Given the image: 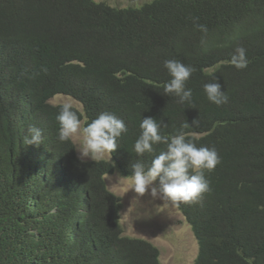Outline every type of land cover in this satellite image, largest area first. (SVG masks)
I'll list each match as a JSON object with an SVG mask.
<instances>
[{"label": "trees", "instance_id": "obj_1", "mask_svg": "<svg viewBox=\"0 0 264 264\" xmlns=\"http://www.w3.org/2000/svg\"><path fill=\"white\" fill-rule=\"evenodd\" d=\"M237 44L249 61L240 70ZM167 59L196 68L191 104L163 94ZM214 80L228 103L207 99ZM56 94L81 103V120H124L111 159L81 161L58 140ZM149 116L221 157L202 200L176 206L198 243L194 264H264V0H0V264H159L154 244L122 233V198L105 180L166 147L132 151ZM30 125L43 130L38 147L23 143Z\"/></svg>", "mask_w": 264, "mask_h": 264}, {"label": "clouds", "instance_id": "obj_2", "mask_svg": "<svg viewBox=\"0 0 264 264\" xmlns=\"http://www.w3.org/2000/svg\"><path fill=\"white\" fill-rule=\"evenodd\" d=\"M197 20L198 18H193L195 27L206 34L207 26L196 23ZM246 53L247 49L237 44L230 57L232 66L238 70L246 68L249 63ZM164 67L171 78L164 83L163 94L176 97L177 103L184 104L187 102L191 104L193 92L186 84L196 68L177 59L165 60ZM203 89L207 99L215 105L221 106L228 103L229 97L225 91L221 90V84L216 80L205 83ZM74 106L76 105L71 99H66L57 106L58 112L55 119L59 125L57 129L58 140L67 142L76 138L74 147L81 161L86 158L98 161L105 154H108L111 159V154L118 148L117 140L128 131L124 120L113 112L103 111L91 121H85V117L82 121ZM193 126L199 127L198 119H194L191 125L186 121L182 125L185 129ZM162 127H166V124L153 117L141 119L140 133L133 144L132 151L140 157L145 153H154L155 145L162 144L166 147L158 154L153 155L149 164L140 160L131 163L132 175L127 191L132 190L137 194V198L134 199L137 202L139 197L149 193L153 199L160 197L170 205L197 203L202 200L203 194L210 190V182L205 173L212 172L220 163L221 157L215 146H198L195 142L196 138H186L183 132L165 135L161 131ZM43 141V130L35 125H30L23 137V143L38 147L43 144ZM106 179L111 180L112 177L106 176ZM157 180L159 181L158 187L155 183ZM119 182H121L120 178ZM122 233L124 234V232ZM158 258L160 264V252Z\"/></svg>", "mask_w": 264, "mask_h": 264}, {"label": "rangeland", "instance_id": "obj_3", "mask_svg": "<svg viewBox=\"0 0 264 264\" xmlns=\"http://www.w3.org/2000/svg\"><path fill=\"white\" fill-rule=\"evenodd\" d=\"M95 1H103L111 6L137 7L150 0ZM66 99H71L74 105L82 110L81 103L68 95L56 94L50 102L57 104ZM73 142L76 143V138ZM101 159L109 160L110 158L108 154H105ZM85 160L93 161L91 158ZM106 176L112 177L111 180L106 179L107 187L122 198L121 224L124 234L151 241L159 249L160 264H194L198 250L196 238L190 224L176 206L165 203L160 197L153 199L149 193L139 197L137 202L134 200L137 194L132 190L127 191L131 175L125 176L115 171Z\"/></svg>", "mask_w": 264, "mask_h": 264}]
</instances>
